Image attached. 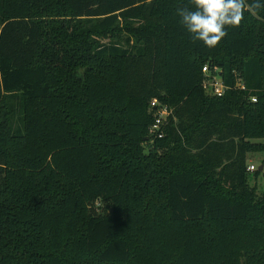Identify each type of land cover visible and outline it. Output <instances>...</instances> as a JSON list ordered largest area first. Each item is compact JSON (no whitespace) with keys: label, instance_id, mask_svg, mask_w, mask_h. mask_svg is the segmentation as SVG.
<instances>
[{"label":"trees","instance_id":"16d2710c","mask_svg":"<svg viewBox=\"0 0 264 264\" xmlns=\"http://www.w3.org/2000/svg\"><path fill=\"white\" fill-rule=\"evenodd\" d=\"M261 152L264 0H0V264H264Z\"/></svg>","mask_w":264,"mask_h":264},{"label":"built area","instance_id":"2783aa9c","mask_svg":"<svg viewBox=\"0 0 264 264\" xmlns=\"http://www.w3.org/2000/svg\"><path fill=\"white\" fill-rule=\"evenodd\" d=\"M204 80L202 83L203 90L205 95L209 97H223L226 92L231 89L228 87L221 75L220 70L215 68L212 70L209 66L203 67ZM236 89H245V84L242 80H238L235 86ZM253 102H256V98H252ZM151 109L154 110L155 122L149 130V135L152 139L158 138L162 139L164 137V127L168 123L170 116L173 114V109L167 105L161 104L157 99H154L151 102ZM256 168L254 165L248 167V171H255Z\"/></svg>","mask_w":264,"mask_h":264},{"label":"rangeland","instance_id":"374dc122","mask_svg":"<svg viewBox=\"0 0 264 264\" xmlns=\"http://www.w3.org/2000/svg\"><path fill=\"white\" fill-rule=\"evenodd\" d=\"M255 142H262L261 140H255ZM147 151V150H146ZM148 153V152H147ZM248 166L254 165L256 170L248 173L249 175V185L256 188L257 194L259 196L264 195V169L260 170L264 166V152L249 154L247 157ZM256 172H260L257 177ZM100 205L99 203L97 204ZM101 210V209H100Z\"/></svg>","mask_w":264,"mask_h":264},{"label":"water","instance_id":"95a60500","mask_svg":"<svg viewBox=\"0 0 264 264\" xmlns=\"http://www.w3.org/2000/svg\"><path fill=\"white\" fill-rule=\"evenodd\" d=\"M260 170H263V166L260 168Z\"/></svg>","mask_w":264,"mask_h":264},{"label":"crops","instance_id":"0c3cea01","mask_svg":"<svg viewBox=\"0 0 264 264\" xmlns=\"http://www.w3.org/2000/svg\"><path fill=\"white\" fill-rule=\"evenodd\" d=\"M263 169H264V166H263Z\"/></svg>","mask_w":264,"mask_h":264}]
</instances>
